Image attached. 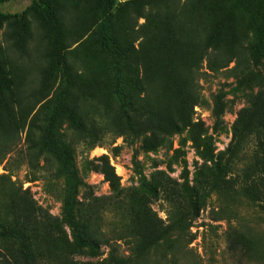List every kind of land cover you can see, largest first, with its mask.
<instances>
[{"label":"rangeland","instance_id":"rangeland-1","mask_svg":"<svg viewBox=\"0 0 264 264\" xmlns=\"http://www.w3.org/2000/svg\"><path fill=\"white\" fill-rule=\"evenodd\" d=\"M101 3L53 0L60 63L36 12L23 28L0 22V257L18 247L5 204L33 200L70 239L88 230L102 245L89 260L57 242L44 264H264V60L253 59L252 18L236 0H117L108 18ZM61 106L80 122L61 115L53 127L70 169L46 143Z\"/></svg>","mask_w":264,"mask_h":264},{"label":"trees","instance_id":"trees-1","mask_svg":"<svg viewBox=\"0 0 264 264\" xmlns=\"http://www.w3.org/2000/svg\"><path fill=\"white\" fill-rule=\"evenodd\" d=\"M16 0H0V6L14 2ZM239 7L245 10L254 22L255 34L258 39L254 46L253 59L255 65L259 66L264 60V10L262 3L259 0H236ZM117 0H102L101 10L103 15L108 18L115 8ZM36 12L40 15L46 27L51 32L55 50L57 52V60L60 63L62 57V30L57 19L56 9L53 0H33L32 4L26 8L22 13H2L0 12V22L14 20L23 28L26 23V18L30 12ZM103 45L107 51L113 54L111 46L106 38H102ZM114 56V54H113ZM116 64L119 65V58L115 57ZM217 115L221 114V109H217ZM61 115H66L75 125L80 126L77 117L61 106L57 113L51 118V127L46 133L47 146L59 157L63 159L66 168L70 169L73 164L71 151L56 142L53 127L58 122ZM106 178L114 185L117 177L111 167L104 172ZM24 207L16 206L13 203L11 211L8 209L9 205L5 204V214L7 215L10 228L7 229L8 238L18 243L15 249L10 247L7 253L0 257V264H44L48 260L54 258V252L57 250L54 245L57 242L64 244V249L74 256L84 257L89 260H95L102 255V245L98 240L87 232L83 235L87 239L79 238L74 234L73 240L70 239L66 229L61 225L52 215L46 213L42 208L38 207L36 203L24 200ZM69 209V215H70ZM194 218L199 217V212L194 211ZM169 232L161 236L159 239L166 238ZM75 239V240H74ZM167 239V238H166ZM165 239V242H166ZM77 240V242H75ZM168 242V241H167ZM92 264V263H87ZM118 264V263H117Z\"/></svg>","mask_w":264,"mask_h":264}]
</instances>
